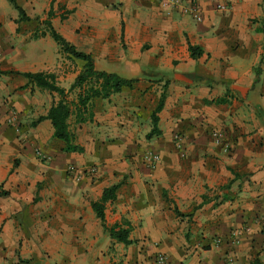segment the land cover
<instances>
[{
  "label": "crops",
  "instance_id": "crops-1",
  "mask_svg": "<svg viewBox=\"0 0 264 264\" xmlns=\"http://www.w3.org/2000/svg\"><path fill=\"white\" fill-rule=\"evenodd\" d=\"M15 2L28 20L0 0V264H157L158 253L166 264H264V0ZM47 13L95 69L135 79L93 98L90 118L69 115L79 152L62 150L49 120L32 124L57 95L21 73H53L67 89L83 64L45 32ZM164 85L159 134L146 139ZM116 183L104 223L125 228L128 244L90 206Z\"/></svg>",
  "mask_w": 264,
  "mask_h": 264
},
{
  "label": "trees",
  "instance_id": "trees-1",
  "mask_svg": "<svg viewBox=\"0 0 264 264\" xmlns=\"http://www.w3.org/2000/svg\"><path fill=\"white\" fill-rule=\"evenodd\" d=\"M10 5L17 11V20H28L19 5L16 4L15 0H7ZM50 13H47V18L43 19L40 23L43 25L45 32L52 38L57 44L59 51L69 55L70 57L77 58L83 61L80 70L75 75L72 83L67 89H64L55 84L53 73L46 71L36 72H22L21 75L27 78L28 82L40 89H45L49 92H54L57 95V99L51 103L44 115H39L32 124H35L41 120H49L51 126V136L60 139L64 145L62 150L65 152H79L81 147L73 142L74 135L68 128L67 119L69 115L74 113L75 122L79 123L85 118H90V112L87 111L91 100L95 97L108 98L109 95L118 92L121 88L131 87V84L135 80L134 78H124L112 72H106L97 70L94 68L92 58L89 54L77 51L72 44L67 42L58 32H56L50 25L48 20ZM37 18V17H36ZM45 32H40L44 34ZM35 36V35H34ZM187 50L191 57H196L201 53V49L197 46L188 45ZM166 84V83H165ZM77 90L74 100H67V93ZM165 97V85L163 90L159 94L157 105L150 114V129L145 133V138L149 139L151 136L159 134V130L156 127L157 113L162 107L163 100ZM223 97H218L213 102L221 103L224 102ZM75 111V112H74ZM86 112L85 116H82V112ZM119 183L105 187L100 197L90 202V206L99 219L101 226L106 230L110 238L115 241L128 244L131 242L127 238V230L119 227L116 224L107 226L104 223L103 205L107 200L114 198V193ZM6 194V191L0 190V195ZM174 211L179 212L174 208Z\"/></svg>",
  "mask_w": 264,
  "mask_h": 264
},
{
  "label": "built area",
  "instance_id": "built-area-1",
  "mask_svg": "<svg viewBox=\"0 0 264 264\" xmlns=\"http://www.w3.org/2000/svg\"><path fill=\"white\" fill-rule=\"evenodd\" d=\"M172 2H174L175 0H171ZM216 8L217 9H222L223 6L221 4H216ZM186 13H190L192 15V17L196 20V21H200L201 20V15H200V11L199 8L197 7L196 4H188V6L185 8L184 10ZM211 137H212V141L214 143H222V137H221V133L220 131H211L210 133ZM174 138L176 141H178V135H174ZM178 146V143H177ZM227 148V144L223 143V149L225 150ZM37 157H40V155L37 154ZM142 160L143 163H145L147 166L149 167H154L155 164L157 163V161L159 160V156L157 154V152L147 149L145 151H143L142 153ZM68 170V169H67ZM94 168H89L88 172H93ZM155 262L157 264H166V259L165 256L161 253H158L156 255L155 258Z\"/></svg>",
  "mask_w": 264,
  "mask_h": 264
}]
</instances>
